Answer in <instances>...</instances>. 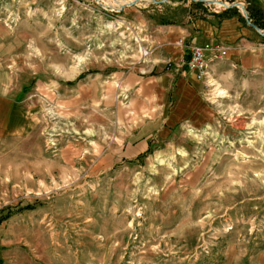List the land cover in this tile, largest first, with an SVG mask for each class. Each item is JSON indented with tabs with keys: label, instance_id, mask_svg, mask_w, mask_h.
<instances>
[{
	"label": "rangeland",
	"instance_id": "obj_1",
	"mask_svg": "<svg viewBox=\"0 0 264 264\" xmlns=\"http://www.w3.org/2000/svg\"><path fill=\"white\" fill-rule=\"evenodd\" d=\"M129 1L0 0V85L32 106L0 133V264H264V75L198 120H129L139 48L222 11Z\"/></svg>",
	"mask_w": 264,
	"mask_h": 264
},
{
	"label": "crops",
	"instance_id": "obj_2",
	"mask_svg": "<svg viewBox=\"0 0 264 264\" xmlns=\"http://www.w3.org/2000/svg\"><path fill=\"white\" fill-rule=\"evenodd\" d=\"M245 2L258 8L264 18V0ZM205 44L221 45L225 56L207 57V76L197 81L186 70L185 63L190 47ZM154 45V53L150 54L146 48L148 55L143 59L139 56L145 63L143 73L129 74L124 79V85L133 94L127 104L129 120H163L161 127L173 120L194 117L198 120L201 110L222 103L224 96L238 89H245L251 78L255 86L264 75V37L236 17L220 20L212 14L197 19L187 17L180 24L162 26ZM11 92L7 83L0 85V133L20 135L29 129L32 106L27 96L16 99L21 89L13 98ZM220 94L223 96L218 97ZM148 136L141 135L144 141L149 140Z\"/></svg>",
	"mask_w": 264,
	"mask_h": 264
},
{
	"label": "built area",
	"instance_id": "obj_3",
	"mask_svg": "<svg viewBox=\"0 0 264 264\" xmlns=\"http://www.w3.org/2000/svg\"><path fill=\"white\" fill-rule=\"evenodd\" d=\"M148 55L146 48H139L140 58ZM225 56V48L219 44H205L203 46H192L188 50L186 70L192 74L195 80L202 81L207 76L206 58L220 59Z\"/></svg>",
	"mask_w": 264,
	"mask_h": 264
},
{
	"label": "trees",
	"instance_id": "obj_4",
	"mask_svg": "<svg viewBox=\"0 0 264 264\" xmlns=\"http://www.w3.org/2000/svg\"><path fill=\"white\" fill-rule=\"evenodd\" d=\"M190 5L191 8H197V7H201L202 4L200 2H191ZM245 10L247 13L248 20L260 30H264V21L262 22L264 18L262 12L252 4H248ZM212 15H214L219 20L227 19L230 17H236L242 24H245L243 18L235 8L226 9L217 14H212Z\"/></svg>",
	"mask_w": 264,
	"mask_h": 264
},
{
	"label": "water",
	"instance_id": "obj_5",
	"mask_svg": "<svg viewBox=\"0 0 264 264\" xmlns=\"http://www.w3.org/2000/svg\"><path fill=\"white\" fill-rule=\"evenodd\" d=\"M136 1L138 0H131L129 2H127L126 4H124V6H129L133 3H135ZM196 2H205L207 4H215V3H219L220 6L222 7V11L223 10H226V9H230V8H235L237 9V11L239 12V14L241 15V17L243 18L244 20V23L249 27L251 28L252 30H254L256 33H258L259 35L263 36L264 37V31L263 30H260L259 28H257L255 25H253L247 18V13H246V10L245 8L242 6L241 3H237V2H233V3H230L228 5H226L225 3H222V2H219V1H213V0H196ZM123 6V5H122Z\"/></svg>",
	"mask_w": 264,
	"mask_h": 264
}]
</instances>
